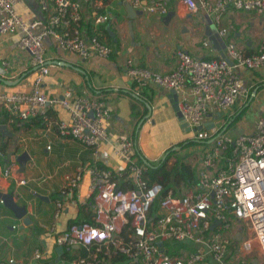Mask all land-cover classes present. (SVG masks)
Listing matches in <instances>:
<instances>
[{
  "label": "built area",
  "instance_id": "1",
  "mask_svg": "<svg viewBox=\"0 0 264 264\" xmlns=\"http://www.w3.org/2000/svg\"><path fill=\"white\" fill-rule=\"evenodd\" d=\"M22 1L0 0V35H18V46L29 53L36 76L29 91H0V121L3 110L12 122L38 115L47 119L49 105L60 106L68 112L69 120L56 122L59 135L81 143L93 158L85 169L92 219L71 223L56 235L57 245L69 250L78 245L76 249L82 248L84 254H73L61 263L104 264L120 256V264H238L257 252L259 258L254 263L264 264V116L258 118L251 132L235 137L215 134L201 152L202 169L195 181L182 195L171 190L162 195L163 185L150 181L146 166L137 163L132 138H118L114 148L123 162L122 169L109 168L101 158L100 147L108 141L105 122L110 117L104 99L75 95L69 89L61 97H48L42 90L50 69L45 37L83 58L108 57L113 46L100 35L98 26L109 19V13L95 14L91 31L86 33L80 27L81 3L86 0H37L46 16L32 20L16 10ZM179 1L191 12L204 10L216 33L225 38L229 26L221 20L229 7L264 13V0ZM130 3L145 12H169L168 0ZM224 52L231 62L220 54L206 58L179 49L176 67L165 73L128 58L125 72L135 82L175 91L182 122L197 132L208 112L226 110L246 94L236 67L255 70L264 66V43L247 54L227 38ZM83 170L77 167L65 177L62 193L74 196ZM62 208L63 202L57 200L54 220ZM49 229L55 232L54 222ZM176 245H191L192 250L172 249ZM42 255L38 249L33 252L35 260ZM5 263L26 264L12 257Z\"/></svg>",
  "mask_w": 264,
  "mask_h": 264
},
{
  "label": "crops",
  "instance_id": "2",
  "mask_svg": "<svg viewBox=\"0 0 264 264\" xmlns=\"http://www.w3.org/2000/svg\"><path fill=\"white\" fill-rule=\"evenodd\" d=\"M125 2L130 0H86L81 3L80 27L86 33L91 31L95 14L109 13V19L98 26L100 35L113 46L108 57L91 55L83 58L60 49L50 36L44 39L50 69L42 84L43 92L48 97H61L69 89L75 95L104 99L110 117L105 122L108 141L100 147V156L115 171L123 167V162L114 154L120 137L132 138L135 151L148 162H156L165 156L167 149L191 136L180 126L170 90L131 79L125 72L128 58L165 73L176 67L179 49L198 57L218 56L220 51L208 43L205 33L209 25L214 27L221 45L230 38L247 54L257 51L264 43V13L254 10L229 7L221 20L223 25L229 26L225 38L216 33L204 10L191 12L179 0H168L169 12L166 14L145 12L133 6L136 11L131 12L132 17L128 15ZM16 10L26 20L46 16L37 0L19 2ZM28 55L26 50L19 48L17 34L0 35L1 92L30 90L36 68L30 65ZM6 61L8 65H5ZM235 72L242 78L247 92L230 108L208 112L203 123L209 128L214 127L197 131V143L192 146H198L199 155L210 145L215 134L235 137L251 132L258 118L264 116V66L255 70L236 67ZM46 117L45 124L38 120L0 123L9 133L0 131V147L4 149H0V264H6L10 257L26 264H62L61 261L67 258L61 255L58 262H54L58 246L56 235L74 220L92 219L89 176L85 169L92 164L93 158L81 143L59 135L56 122L69 120L64 108L49 105ZM192 146L179 148L177 153ZM201 162V156L194 163L187 161L194 168L196 177L202 169ZM77 167H83V179L71 198L61 190L65 177ZM6 196H11L19 206H25L30 219L28 225L1 202ZM57 200L63 202V208L54 220ZM52 222L55 232L49 229ZM36 249L43 252L37 260L33 258ZM70 251L75 255L80 253L76 248ZM113 259L104 264H117ZM251 263L255 264L253 260Z\"/></svg>",
  "mask_w": 264,
  "mask_h": 264
},
{
  "label": "trees",
  "instance_id": "3",
  "mask_svg": "<svg viewBox=\"0 0 264 264\" xmlns=\"http://www.w3.org/2000/svg\"><path fill=\"white\" fill-rule=\"evenodd\" d=\"M19 121V119H13V123L11 124H15L16 121ZM34 121V120H38L39 123L45 124L44 123V117L43 116H35V117H31L26 121ZM9 121V117L8 114L3 110V112H1V121L0 123L2 124H7ZM197 139H185L181 142H179L177 145L170 147L169 149H167L165 151V157L159 159L156 162H148L147 160H145L141 154L137 151H135V156L137 158V163L139 164H144L147 168L146 174L149 177L150 181H158L160 182L163 187H164V191L163 194H166L168 191H172V193L174 195H182L183 193H179L182 189H187L196 179V172L194 170V168L188 164L186 161H184L182 158L179 159L177 158L174 163L169 164V160L172 157V155L177 153V150L180 148H184L187 146H192L195 143H197L196 141ZM1 150H4L3 147H0ZM128 186H131V184H129ZM90 221V220H87ZM78 223L80 221H72V223ZM71 224V223H70ZM178 247H174L172 249H177ZM69 249L67 247L63 246V253L61 254L62 257H65L67 259H71L72 256L69 255ZM170 249V248H169ZM170 249V251H174ZM80 254L83 255L84 254V250L82 248L78 249ZM114 261L117 262V264H120L122 261V257L120 256H115L113 257ZM47 264V263H45Z\"/></svg>",
  "mask_w": 264,
  "mask_h": 264
},
{
  "label": "water",
  "instance_id": "4",
  "mask_svg": "<svg viewBox=\"0 0 264 264\" xmlns=\"http://www.w3.org/2000/svg\"><path fill=\"white\" fill-rule=\"evenodd\" d=\"M125 6L127 8V12L129 13L128 15L130 17H132L133 14H131V12L132 11H136L135 8L132 6V4L130 2H125ZM205 33H206L207 38H208V43L215 45L216 48L220 51V55L223 56V57H225L229 62H231V60L226 56L224 50L222 49V47L225 48V44L224 45L223 44L221 45L219 43L218 39H217V36L215 35L214 27L212 28L210 25L207 26V28L205 30ZM170 92H171L172 101H173V110L176 112V115H177V118H178V120L180 122L181 128L183 129V131L185 133H187V132L190 131V128L186 125L185 122H182V116H181V113H180V111L178 109V95L173 90H171ZM213 127H214V125H211L210 128H213ZM203 128L210 129L209 127L206 126V123H202L196 129H197V131H201ZM0 131H3L4 133L9 134L8 131H7V129H6V127H5V125H2V124H0ZM2 201H3V203H5V205L7 207H9L11 209V211L13 212V214L17 218L22 219V222H23L24 225H28L30 223V219L26 215V208H25V206H19L18 204H16L13 201V199H12L11 196H6L5 199H2ZM158 245L161 246L162 243L159 242ZM74 247L78 248V245H75ZM55 251L57 253V257H56V259H55L54 262H58V260L60 259V255L63 252V247L61 245H58L55 248Z\"/></svg>",
  "mask_w": 264,
  "mask_h": 264
},
{
  "label": "rangeland",
  "instance_id": "5",
  "mask_svg": "<svg viewBox=\"0 0 264 264\" xmlns=\"http://www.w3.org/2000/svg\"><path fill=\"white\" fill-rule=\"evenodd\" d=\"M197 133L198 132H195L193 130H190L189 132H187L186 134L188 135H191L189 139H197ZM200 153V150L198 149V146H192V147H189V148H186L184 149L181 154L180 153H176V155H172V158L171 159V163H174V161L179 158V159H183L184 161H188V162H191V163H194V161L197 159V157L199 158L201 155H199ZM187 189H182L179 193H184ZM191 245H176V247H178L177 249H185L187 251L189 250H192V247H190ZM73 252L70 251L69 252V255L72 256ZM259 258V254L257 252H254L253 254L251 255H246L244 257V263H241L239 262L238 264H251L252 260H256Z\"/></svg>",
  "mask_w": 264,
  "mask_h": 264
}]
</instances>
